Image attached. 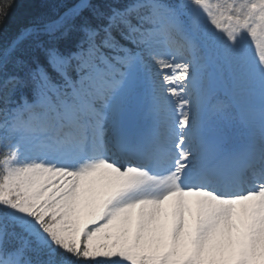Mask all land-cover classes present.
Wrapping results in <instances>:
<instances>
[{
	"label": "snow or ice",
	"instance_id": "1",
	"mask_svg": "<svg viewBox=\"0 0 264 264\" xmlns=\"http://www.w3.org/2000/svg\"><path fill=\"white\" fill-rule=\"evenodd\" d=\"M0 0V264H264V0Z\"/></svg>",
	"mask_w": 264,
	"mask_h": 264
},
{
	"label": "trees",
	"instance_id": "2",
	"mask_svg": "<svg viewBox=\"0 0 264 264\" xmlns=\"http://www.w3.org/2000/svg\"><path fill=\"white\" fill-rule=\"evenodd\" d=\"M35 6V0H15V5L9 12L7 26H13L17 19L25 17Z\"/></svg>",
	"mask_w": 264,
	"mask_h": 264
}]
</instances>
